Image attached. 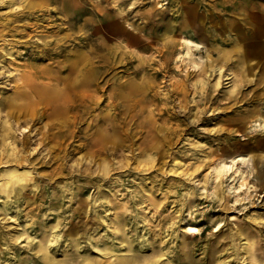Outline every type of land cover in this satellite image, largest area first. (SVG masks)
I'll return each instance as SVG.
<instances>
[{"label":"rangeland","instance_id":"1","mask_svg":"<svg viewBox=\"0 0 264 264\" xmlns=\"http://www.w3.org/2000/svg\"><path fill=\"white\" fill-rule=\"evenodd\" d=\"M6 126L0 264H264V0H0Z\"/></svg>","mask_w":264,"mask_h":264},{"label":"bare ground","instance_id":"2","mask_svg":"<svg viewBox=\"0 0 264 264\" xmlns=\"http://www.w3.org/2000/svg\"><path fill=\"white\" fill-rule=\"evenodd\" d=\"M184 42L189 47L194 46V45H198V44L194 43L192 40L186 39V40H184ZM67 97H68V95L65 93L49 94L47 97H42V96L40 97L37 94L36 99H34V100H35V104L42 102V101H44L46 104L52 103L54 105V108H53L54 112L53 113H59V112H61V109L59 108L60 107L59 103L68 102L66 108L69 107L70 109L75 108L77 106L76 104L72 103L70 100H67ZM69 102H71V103H69ZM62 110H63V108H62ZM107 127H108V123L105 121L104 129H107ZM3 129H5V130H3L1 135H0V141L2 143V144H0V155H1L0 163L5 162V163L9 164L10 162H17V164H15L16 166L11 169L12 171L6 173L7 176L16 183L25 177L27 178L28 174H30V171L28 169L22 168L19 165V160H20L19 159V152H18V149L13 144L15 139H13V136H12L13 133L11 131V126H6L5 128L3 127ZM106 133H107V130H105V134H104L105 138L107 137ZM5 139H7L8 141H6ZM5 187H6V185H5ZM189 231L192 233H198L199 229L195 226H191ZM158 260H159V257H156V259L152 260L149 264H156V262Z\"/></svg>","mask_w":264,"mask_h":264}]
</instances>
